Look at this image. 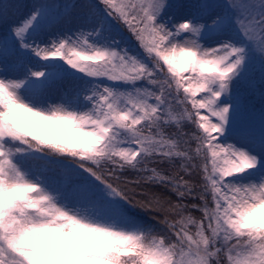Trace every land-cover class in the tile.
Masks as SVG:
<instances>
[{"label":"snow or ice","instance_id":"1","mask_svg":"<svg viewBox=\"0 0 264 264\" xmlns=\"http://www.w3.org/2000/svg\"><path fill=\"white\" fill-rule=\"evenodd\" d=\"M0 264H264V0H0Z\"/></svg>","mask_w":264,"mask_h":264}]
</instances>
